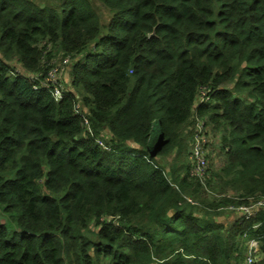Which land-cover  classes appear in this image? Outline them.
<instances>
[{"label":"trees","instance_id":"obj_1","mask_svg":"<svg viewBox=\"0 0 264 264\" xmlns=\"http://www.w3.org/2000/svg\"><path fill=\"white\" fill-rule=\"evenodd\" d=\"M60 1L0 0V264H244L249 239L264 264V209L229 227L213 212L264 196V0H98L106 25L95 0ZM48 45L45 62L80 57L94 137L72 92L14 73L44 70ZM203 87L226 149L206 183L233 198L178 164Z\"/></svg>","mask_w":264,"mask_h":264},{"label":"built area","instance_id":"obj_2","mask_svg":"<svg viewBox=\"0 0 264 264\" xmlns=\"http://www.w3.org/2000/svg\"><path fill=\"white\" fill-rule=\"evenodd\" d=\"M51 47H52L51 45H48V50L45 51L43 54L44 55L43 63H46V68L44 70L31 72L25 70L23 67V69L16 70L14 73L26 77L33 84L35 90L44 89L49 91L56 102H61L64 99L66 93L72 92L74 95V99H73L74 115L81 118L84 134L94 137L95 135L94 130L92 128L86 109L84 105L80 104V102L83 103L82 99L77 93H75L72 87L71 88L68 87V85L71 86L70 81L68 83L65 80V78H68L69 72L65 74L64 80L60 79L59 77L63 71V66H61V64L59 65L54 64L56 58H53L49 62H45L46 55L48 51L51 50ZM62 59L64 60L62 64H66L69 61V59L72 60L73 58L71 56H66ZM70 67H72V63L68 68ZM210 100H211L210 89H208L207 87H203L199 90V96L198 98L195 99L194 107L192 108V112H193L192 124L194 127L191 132V139L189 142V147H190V152L188 154V162L190 165L189 174L192 178L198 179L202 183H205V181H207V179L209 178L210 160L208 158V155L210 153V147H209L210 126L208 124L209 123L208 119L199 118L197 112H198V107H200L202 104L210 102ZM105 139L109 140L110 139L109 135H107ZM95 142L103 149L111 150V147L107 144V141L104 140L103 135L99 137H95ZM225 197H229V196H225ZM185 198L187 201L196 204V202H194L193 199L189 197H185ZM261 198L262 199L256 198L249 206L229 205L227 206V208H222V209L231 210L233 213L237 214L238 217H243L248 219L251 216H253L257 211L264 209V196ZM253 240L257 242L255 245H253ZM246 242L247 243H245V245L247 248L246 251L247 255L244 264L258 263V261L262 259V254L260 253L259 239H249L246 240Z\"/></svg>","mask_w":264,"mask_h":264},{"label":"rangeland","instance_id":"obj_3","mask_svg":"<svg viewBox=\"0 0 264 264\" xmlns=\"http://www.w3.org/2000/svg\"><path fill=\"white\" fill-rule=\"evenodd\" d=\"M38 2H41L42 4L43 3H49V2H54L55 3H59L61 2L60 0H36ZM98 11H100V14L102 16V21L103 23L106 25L110 19V13L109 11L107 10V8L101 3L99 2L98 0H95L94 1ZM53 58H56L55 61H54V64L55 65H59L61 64V66H63V71L60 75V79H63L64 80V76L66 73H68V83L69 81L71 80V72H72V67L68 68L71 63H72V66L75 62H77L76 60H78L80 57L76 58V59H69V61L66 63V64H62L63 63V59L61 57V54L60 53H56L53 57ZM16 68V70H19V69H23V66L20 65V64H17V63H14L13 64ZM71 69V70H70ZM68 87L71 88L70 85H68ZM81 105H83V103L80 102ZM209 126H210V129H209V133H210V143H209V147H210V153L208 155V158L210 160L211 163L214 164V168L216 169H221L226 161V156H225V151L226 149L222 152V143H221V140H222V135H223V131L222 130H218L214 127V125L209 122L208 123ZM108 134L107 133H104L103 136H104V140L108 142L107 139H105V137L107 136ZM190 152V147L188 146V149H187V154L184 153L182 158L178 160V163L179 165H181V163L184 164V166H186V163H187V156ZM171 157L173 156H170L168 158H161L159 157L157 159V162L159 165L161 166H166V167H171ZM186 161V163H185ZM189 163V162H188ZM187 163V164H188ZM210 163V164H211ZM199 182L202 184V186L208 191L207 192V196H208V199L210 201H213V200H217V199H220V197H225V196H229L230 198H233V196H231L230 194H226V195H222V196H218V191H212V192H209L208 190V185H207V181H205V183H202L200 180ZM259 199H262V198H259ZM258 199V200H259ZM222 208H227V206H222L220 207L218 210L215 209L213 210V212H216L218 214L214 215V218H217L218 220L222 221L223 223L227 222V226L226 227H229V225H231V223L236 220L238 217L237 214L233 213L231 210H227V209H222ZM212 211V210H211ZM9 218L7 216H5L1 209H0V220H8ZM245 243H247L245 241ZM257 242L255 240H253V245H255ZM246 249V247H245Z\"/></svg>","mask_w":264,"mask_h":264},{"label":"bare ground","instance_id":"obj_4","mask_svg":"<svg viewBox=\"0 0 264 264\" xmlns=\"http://www.w3.org/2000/svg\"><path fill=\"white\" fill-rule=\"evenodd\" d=\"M86 98V97H85Z\"/></svg>","mask_w":264,"mask_h":264}]
</instances>
